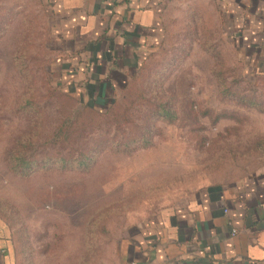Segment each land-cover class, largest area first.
<instances>
[{
  "label": "rangeland",
  "instance_id": "1",
  "mask_svg": "<svg viewBox=\"0 0 264 264\" xmlns=\"http://www.w3.org/2000/svg\"><path fill=\"white\" fill-rule=\"evenodd\" d=\"M224 6L170 0L153 56L102 86L97 64L62 68L43 0H0V219L17 264H128L137 226L264 173V21Z\"/></svg>",
  "mask_w": 264,
  "mask_h": 264
},
{
  "label": "crops",
  "instance_id": "2",
  "mask_svg": "<svg viewBox=\"0 0 264 264\" xmlns=\"http://www.w3.org/2000/svg\"><path fill=\"white\" fill-rule=\"evenodd\" d=\"M169 2L43 0V6L62 68L97 64L93 76L103 86L106 77L110 83L118 75L127 82L134 76L126 67L133 68L157 43ZM218 2L229 12L264 21V0ZM13 234L0 219V264L18 263ZM127 243L121 252L128 264H264V173L210 185L137 226Z\"/></svg>",
  "mask_w": 264,
  "mask_h": 264
},
{
  "label": "trees",
  "instance_id": "3",
  "mask_svg": "<svg viewBox=\"0 0 264 264\" xmlns=\"http://www.w3.org/2000/svg\"><path fill=\"white\" fill-rule=\"evenodd\" d=\"M153 54H154V52H152L151 54H149L148 56H147V58L142 62V64H141V66L151 57V56H153ZM134 77V76H133ZM64 93L66 94V95H69V96H73V97H75L72 93H69V92H65L64 91ZM75 98H77V97H75ZM77 100H79L78 98H77ZM79 103L82 105V106H84L85 108H93V107H90L88 104H85V103H82L81 101H79ZM14 235V234H13ZM17 255V254H16Z\"/></svg>",
  "mask_w": 264,
  "mask_h": 264
},
{
  "label": "built area",
  "instance_id": "4",
  "mask_svg": "<svg viewBox=\"0 0 264 264\" xmlns=\"http://www.w3.org/2000/svg\"><path fill=\"white\" fill-rule=\"evenodd\" d=\"M225 214H228V210H224ZM236 234V232L234 231V235Z\"/></svg>",
  "mask_w": 264,
  "mask_h": 264
}]
</instances>
